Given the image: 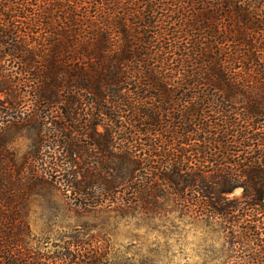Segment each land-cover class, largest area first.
Returning <instances> with one entry per match:
<instances>
[{"label":"trees","instance_id":"obj_1","mask_svg":"<svg viewBox=\"0 0 264 264\" xmlns=\"http://www.w3.org/2000/svg\"><path fill=\"white\" fill-rule=\"evenodd\" d=\"M21 1L0 0V51L25 66L44 112L22 161L0 132V264H39L27 213L40 187L84 211L172 191L228 228L239 208L264 224V0H42L44 37L14 25ZM75 251L58 264H102Z\"/></svg>","mask_w":264,"mask_h":264},{"label":"rangeland","instance_id":"obj_2","mask_svg":"<svg viewBox=\"0 0 264 264\" xmlns=\"http://www.w3.org/2000/svg\"><path fill=\"white\" fill-rule=\"evenodd\" d=\"M43 2L22 0L17 7L21 19L15 18L14 25L44 37V27L39 24L41 19L38 18L37 23L33 21L39 14L44 15ZM33 41H37L35 37ZM0 54V110L8 108L6 116L1 114L0 132L16 152L18 161H22L37 149L38 128L33 114L38 110L44 112V108L35 102L34 83L30 73H24L25 66L19 65L7 49ZM76 99L82 102L78 106L82 119L86 112L83 103L88 98L77 96ZM18 116L21 119L15 123ZM189 192L187 189L184 193L188 198L192 195ZM242 194L243 188L238 187L229 197L241 199ZM178 199L177 193L160 190L148 197L149 202L138 200L123 210L102 206L84 211L68 201L61 191L40 187L27 213L32 233L27 239L32 256L28 261L58 264L62 260L58 259L59 253L70 247L71 251L77 250L73 252L74 257H86L88 251L98 250L102 264H263L259 258L264 253L261 242L264 241V224L248 222L260 218L257 210L239 208L235 226L228 228L229 222L188 213ZM261 220L264 221V217ZM230 229L236 231L234 240L238 243H232Z\"/></svg>","mask_w":264,"mask_h":264}]
</instances>
